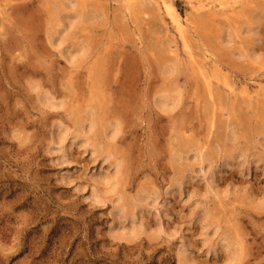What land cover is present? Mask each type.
<instances>
[{
  "label": "rangeland",
  "instance_id": "rangeland-1",
  "mask_svg": "<svg viewBox=\"0 0 264 264\" xmlns=\"http://www.w3.org/2000/svg\"><path fill=\"white\" fill-rule=\"evenodd\" d=\"M0 264H264V0H0Z\"/></svg>",
  "mask_w": 264,
  "mask_h": 264
},
{
  "label": "bare ground",
  "instance_id": "bare-ground-1",
  "mask_svg": "<svg viewBox=\"0 0 264 264\" xmlns=\"http://www.w3.org/2000/svg\"><path fill=\"white\" fill-rule=\"evenodd\" d=\"M164 1V3L165 4H167V0H163ZM182 22L178 19V25H180ZM64 28H58V29H56V32L58 33V35H61L62 36V34H63V32H64ZM61 42V41H60ZM168 101H167V98H165V97H162V99H161V103H163V104H166ZM94 122V121H93ZM90 124L92 125V120H90ZM110 126V125H109ZM90 127V126H89ZM108 129V128H107ZM115 129V128H114ZM113 131V130H112ZM112 133V132H111ZM120 166V165H119ZM120 199H121V197H118V200H117V202H118V205H116V208H118V209H120L121 208V204H120ZM182 250H183V248H182Z\"/></svg>",
  "mask_w": 264,
  "mask_h": 264
}]
</instances>
